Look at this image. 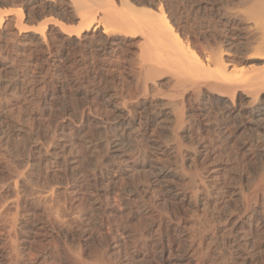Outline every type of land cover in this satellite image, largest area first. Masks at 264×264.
<instances>
[{"label": "bare ground", "instance_id": "1", "mask_svg": "<svg viewBox=\"0 0 264 264\" xmlns=\"http://www.w3.org/2000/svg\"><path fill=\"white\" fill-rule=\"evenodd\" d=\"M212 1L0 0V264H264V0Z\"/></svg>", "mask_w": 264, "mask_h": 264}, {"label": "rangeland", "instance_id": "2", "mask_svg": "<svg viewBox=\"0 0 264 264\" xmlns=\"http://www.w3.org/2000/svg\"><path fill=\"white\" fill-rule=\"evenodd\" d=\"M213 2V1H212ZM214 2H216V0H214ZM213 2V3H214ZM215 5V4H212L211 2L209 3V5ZM189 14H191V16L189 15ZM189 14H187V16H188V18H190L189 20L191 21V19L192 18H195V20L196 19H198L197 21H195L196 22V24H201L202 22V24H205V23H207V19H209L208 21H211V24L213 25L214 24V17L211 15V12L210 11H205V12H203V11H199V13H198V11L196 12V13H189ZM210 14V15H209ZM206 16V17H205ZM201 17H203V19H200ZM209 17V18H208ZM210 18H212V19H210ZM206 19V20H205ZM194 20V19H193ZM203 20V21H202ZM200 21H202V22H200ZM30 22H27V24H29ZM31 24H34L33 22L32 23H30L29 25H31ZM211 24H210V26H211ZM260 64L261 62H260V60H253V61H249V60H246V62L244 61V63H243V65H250V64ZM5 64H7V67L9 68V67H11L13 64L11 63L10 65H8L9 63H5ZM6 66V65H5ZM67 103H69V104H71V102H64V104H67ZM73 103V102H72ZM213 111H215L214 109H211V112L210 113H212L211 115H210V113H209V115H207V117H208V119H207V121H212V119H213V121L212 122H214L215 124L216 123H221V121L223 120V119H221L222 118V116H221V114H218V112L216 113V112H214L213 113ZM215 114H218V115H216V117H215ZM220 115V116H219ZM206 117V118H207ZM210 117V118H209ZM212 117V118H211ZM213 117H215V118H217L216 120H215V118H213ZM218 118H220V119H218ZM198 119L197 118H195V121H194V123L192 124L193 126H192V129H193V131L196 133V131L195 130H198L199 128L201 129H199L200 131H197V133L199 134V133H203V126H202V124L204 123V121H206V119H204V120H198L199 122H200V124H199V122L197 121ZM219 120V121H218ZM201 121H203V122H201ZM197 124V126H196V124ZM202 123V124H201ZM2 158V157H1ZM3 158H5V159H2L3 161L4 160H7L6 159V157H3ZM34 183H32V184H35V181H33ZM60 202H62V201H59V204H61ZM54 212H56V207H55V209H52ZM40 211V212H39ZM37 213H39L38 214V218H44L45 219V216H46V221H50L51 219H53V217H52V215L54 216L56 213L58 214V212H56L55 214H54V212L51 214V212H47V213H49V214H47L46 212H44L43 211V208L41 207V210H39ZM45 213V215H43V213ZM41 213V214H40ZM56 214V215H57ZM61 214H63V212L61 213ZM6 216H2V217H0V227H2L3 225H6V223H7V225H8V223H9V216H8V214H5ZM42 215V216H41ZM49 215H51V216H49ZM48 216V217H47ZM7 217H8V219H7ZM56 216H54V218H55ZM6 219V220H5ZM50 219V220H49ZM2 220V221H1ZM4 220H5V222H4ZM8 220V221H7ZM3 222H4V224H3ZM135 223H130V225H129V229L130 228H132V225H133V228L132 229H130V230H135V228H136V226H137V228L139 227V223L137 224L136 223V220L134 221ZM3 224V225H2ZM136 225V226H135ZM131 226V227H130ZM105 231V230H104ZM0 237H1V232H0ZM11 239H13V238H11ZM6 240V241H5ZM6 242V243H5ZM11 243V241H10V238H4V240H3V244L2 245H4V247H5V245L7 246L6 248H8V249H10L11 247H12V244H10ZM9 245V246H8ZM61 245V244H60ZM122 250V249H121ZM121 250H119V251H121ZM122 252H124V250H122L121 251V253H119V255L122 257H124V255H123V253ZM25 253V252H24ZM28 253H30L29 255L27 254V256L26 255H24V257L25 258H29V259H27V260H33V255H32V252H28ZM125 253V252H124ZM122 254V255H121ZM136 258H138L137 260H135ZM134 260H133V263L132 264H148L147 263V261L145 262V261H143V262H141V260L139 259V257H136ZM12 263H10V264H13V262H14V260H13V258H12ZM136 261H137V263H136ZM138 261H140V263L138 262Z\"/></svg>", "mask_w": 264, "mask_h": 264}]
</instances>
